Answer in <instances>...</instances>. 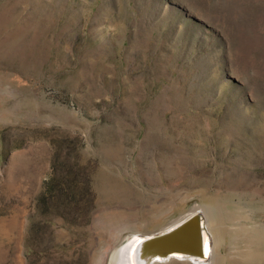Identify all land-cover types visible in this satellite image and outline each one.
Instances as JSON below:
<instances>
[{"label": "rangeland", "instance_id": "rangeland-1", "mask_svg": "<svg viewBox=\"0 0 264 264\" xmlns=\"http://www.w3.org/2000/svg\"><path fill=\"white\" fill-rule=\"evenodd\" d=\"M198 208L196 264L257 263L264 0H0V264H110Z\"/></svg>", "mask_w": 264, "mask_h": 264}, {"label": "water", "instance_id": "water-1", "mask_svg": "<svg viewBox=\"0 0 264 264\" xmlns=\"http://www.w3.org/2000/svg\"><path fill=\"white\" fill-rule=\"evenodd\" d=\"M182 219L176 222L178 225L175 223L160 232L136 236L139 241L131 247L134 260L133 263L129 260L130 264H161L174 259L193 264L206 262L211 256L209 249L213 248L207 219L198 210ZM205 245L209 248L206 253Z\"/></svg>", "mask_w": 264, "mask_h": 264}, {"label": "bare ground", "instance_id": "bare-ground-1", "mask_svg": "<svg viewBox=\"0 0 264 264\" xmlns=\"http://www.w3.org/2000/svg\"><path fill=\"white\" fill-rule=\"evenodd\" d=\"M207 207L212 210V207H213V204H208ZM199 210L198 212L202 213L203 215H206L205 217L207 218V223H210L209 221V217L207 214H205L204 212L200 211L201 209H197ZM162 211V210H161ZM205 211V210H204ZM212 212H214V210H212ZM161 213V212H159ZM231 215H235V212L232 213ZM215 216V215H214ZM185 219V218H184ZM216 219V218H215ZM142 220V219H141ZM183 220V219H182ZM180 220V221H182ZM179 221V222H180ZM217 223L219 222L218 219L215 220ZM150 222V221H149ZM178 222V223H179ZM177 224V223H176ZM178 225V224H177ZM177 225H174V226H177ZM220 229L218 227H215V232L216 233H220ZM212 234V233H211ZM212 236V235H211ZM213 237V236H212ZM255 246L257 248V251H262L260 253H258L257 255L255 254V262H257L256 264H264V234L263 233H258L256 236H255ZM214 238V237H213ZM139 241V239H137V237H131L130 239H128V241L121 247H119L112 255L111 257V260H110V264H130V261L133 263V254H132V251L131 250V247L133 246V244H135V242ZM214 243L212 244V247H213ZM253 245V244H252ZM254 246V247H255ZM208 246L205 245L204 247V252L206 253V251H208ZM256 250V249H255ZM209 251H211V254L213 253L214 251V247H213V250L210 248ZM146 252V251H145ZM130 260V261H129ZM190 263V261H189Z\"/></svg>", "mask_w": 264, "mask_h": 264}]
</instances>
